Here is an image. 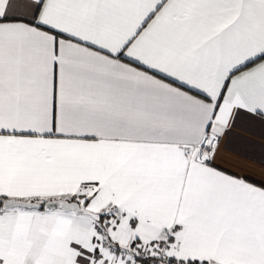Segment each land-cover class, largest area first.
Returning <instances> with one entry per match:
<instances>
[{
	"label": "snow or ice",
	"instance_id": "snow-or-ice-1",
	"mask_svg": "<svg viewBox=\"0 0 264 264\" xmlns=\"http://www.w3.org/2000/svg\"><path fill=\"white\" fill-rule=\"evenodd\" d=\"M238 122L264 0H0V264H264Z\"/></svg>",
	"mask_w": 264,
	"mask_h": 264
},
{
	"label": "crops",
	"instance_id": "crops-1",
	"mask_svg": "<svg viewBox=\"0 0 264 264\" xmlns=\"http://www.w3.org/2000/svg\"><path fill=\"white\" fill-rule=\"evenodd\" d=\"M233 133L234 136L228 145L232 159L244 164L246 174L250 176L252 182L264 180V165L249 159V157L259 159L264 156V127L259 124L238 122ZM222 151L225 149L222 148ZM240 151L244 154H237ZM235 170L240 171V169Z\"/></svg>",
	"mask_w": 264,
	"mask_h": 264
}]
</instances>
